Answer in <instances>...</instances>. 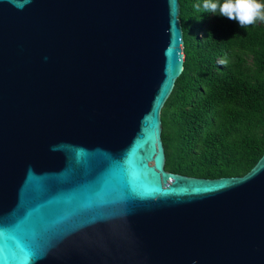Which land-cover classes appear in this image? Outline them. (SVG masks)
Masks as SVG:
<instances>
[{"label":"water","instance_id":"water-1","mask_svg":"<svg viewBox=\"0 0 264 264\" xmlns=\"http://www.w3.org/2000/svg\"><path fill=\"white\" fill-rule=\"evenodd\" d=\"M178 0H0V264H264V151L164 169Z\"/></svg>","mask_w":264,"mask_h":264},{"label":"trees","instance_id":"trees-1","mask_svg":"<svg viewBox=\"0 0 264 264\" xmlns=\"http://www.w3.org/2000/svg\"><path fill=\"white\" fill-rule=\"evenodd\" d=\"M203 3L178 0L183 62L159 114L163 167L240 176L264 151V22L242 28Z\"/></svg>","mask_w":264,"mask_h":264},{"label":"clouds","instance_id":"clouds-1","mask_svg":"<svg viewBox=\"0 0 264 264\" xmlns=\"http://www.w3.org/2000/svg\"><path fill=\"white\" fill-rule=\"evenodd\" d=\"M194 7L199 10L201 5ZM203 8L212 13L219 12L220 16L236 21L242 28L264 22V3L261 0H204Z\"/></svg>","mask_w":264,"mask_h":264}]
</instances>
